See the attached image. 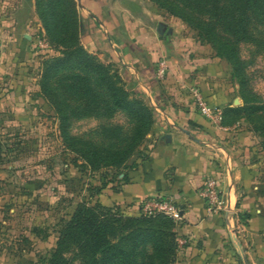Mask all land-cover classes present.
Here are the masks:
<instances>
[{
  "label": "rangeland",
  "instance_id": "obj_1",
  "mask_svg": "<svg viewBox=\"0 0 264 264\" xmlns=\"http://www.w3.org/2000/svg\"><path fill=\"white\" fill-rule=\"evenodd\" d=\"M48 1L44 0V3ZM73 2L81 32L77 44L72 30L58 34L54 24L49 28L45 26L41 18L44 4L39 7L37 0H0V19L4 24L16 15L15 8H19L18 12L23 11L20 18L29 23L27 32L31 35L27 52L22 53L21 66L14 67L13 75L18 78L15 83L6 72L12 64L2 63L3 71H0V264H44L43 261L56 249L61 230L77 207L84 203L102 204L108 191H117L126 182L122 176L147 158L149 135L157 126V104L142 89L129 86L122 73L117 49H113L107 40V33L111 34V30L116 31L118 27L125 30L127 22L136 26L140 23L151 25L156 29L162 22L177 27L181 36L195 40L203 54L214 61L210 68L216 89L226 97L223 110L245 108V102H250L238 121L231 116L228 125L217 127L242 134L246 143L259 152L261 159L254 157L250 165L258 170V194L264 213V16L251 11L233 15L228 11V0L217 3L206 0H104L101 8L92 6L99 23L91 24L88 37L83 34L81 0ZM178 10L191 20L186 21ZM46 16L51 17L49 10ZM208 27L222 41L238 46L247 79L246 91L233 76L231 62L209 40L208 36L213 35L207 32ZM38 42H43V46ZM78 48L106 68L115 81H120L118 85L127 92L130 102L152 109L150 131L123 165L101 163L91 166L79 151L91 148L104 156L114 155L132 142L137 123L127 111L114 105L99 75L78 61L51 70L55 61L67 58ZM49 72V94H46L44 78ZM18 83L23 93L29 90L25 95L33 103L28 108L22 103V100L26 101L25 96L18 102L22 106L11 109L10 93ZM193 88L189 87L187 92L195 104ZM182 89L177 87L179 91ZM250 106L261 109L250 111ZM222 196L226 201L223 193ZM110 209L116 213L120 208ZM229 217L231 223L235 220L237 233L240 231L238 225L247 224V213L235 211ZM177 242L179 250L171 264H180L179 251L183 246L178 237ZM65 257L72 264H85L76 247L70 248Z\"/></svg>",
  "mask_w": 264,
  "mask_h": 264
},
{
  "label": "crops",
  "instance_id": "obj_2",
  "mask_svg": "<svg viewBox=\"0 0 264 264\" xmlns=\"http://www.w3.org/2000/svg\"><path fill=\"white\" fill-rule=\"evenodd\" d=\"M102 1L81 0L83 34L88 37L91 24L99 23L92 6L101 8ZM18 11L15 8L16 15L6 24L0 19V71L2 63L12 64L6 72L13 83L17 78L13 75L14 67L21 66L22 53L27 52L31 41L29 23L22 21L23 11ZM168 26L173 29L168 41L158 34V29L142 23L136 26L127 22L125 30L118 27L107 33L110 46L117 49L123 76L131 88L142 89L155 101L158 119L156 129L149 135L147 158L123 175L127 181L119 190L108 191L101 202L137 216L147 198L174 200L183 211V220L177 223V236L187 242L179 251L180 264H264L259 174L250 165L254 157L261 156L246 143L245 136L220 129L192 103L189 87L199 88L210 104L222 109L226 97L216 89L210 68L212 58L203 54L195 40L181 36L177 27ZM163 58L171 70L166 81L161 82L157 70ZM19 84L10 93L11 109L22 106L18 102L25 96L27 102L22 103L26 108L33 103L25 95L29 90L23 93ZM177 87L183 89L179 91ZM209 177L218 180L225 196L221 211H210L201 196ZM235 211L247 213V224L238 225V233L235 220L231 223L229 217Z\"/></svg>",
  "mask_w": 264,
  "mask_h": 264
},
{
  "label": "trees",
  "instance_id": "obj_3",
  "mask_svg": "<svg viewBox=\"0 0 264 264\" xmlns=\"http://www.w3.org/2000/svg\"><path fill=\"white\" fill-rule=\"evenodd\" d=\"M206 1L217 3L220 0ZM227 3L228 11L233 15L239 12L251 11L254 14H259V16H264V0H228ZM43 4L44 6L41 7ZM37 5L42 9L41 18L47 28L54 24L55 30L59 32L58 34H62L67 29L72 30V37L77 44L81 32L77 8L73 0H49L47 4L44 3V0H37ZM47 10L50 11V19L46 16ZM178 11L186 21L191 20L183 15L181 10ZM206 30L210 35H213L207 36L215 49L231 62L233 76L239 80L243 91H246L247 79L238 46L222 41L210 27ZM72 61H78L86 69L97 73L99 79L107 86L114 105L127 111L137 123L136 135L124 150L111 156H104L95 149H79L82 158L87 164L95 167L101 163L107 165L125 164L134 154L142 137L150 131L153 125L152 109L140 103L130 102L127 92L118 85L120 81H115L114 76L106 68L97 64L89 54L80 48L69 53L67 58L55 61L51 70ZM49 75L50 72L44 78L46 94H49ZM166 79L167 77L161 82L166 81ZM248 105H250V102L246 101L245 108H227L223 110L224 119L222 124L228 125V118L231 116L238 121L240 113L248 109ZM254 107L250 106L249 110L257 111L261 109ZM63 121L66 120L63 119ZM176 226L174 221L162 214L145 216L140 213L133 216L125 214L120 209L115 213L110 207L100 203L94 206L84 203L77 207L71 219L64 225L56 249L51 257L43 262L44 264H72L65 257V254L70 248L76 247L85 264H171L174 262L179 250L178 236L175 232Z\"/></svg>",
  "mask_w": 264,
  "mask_h": 264
},
{
  "label": "built area",
  "instance_id": "obj_4",
  "mask_svg": "<svg viewBox=\"0 0 264 264\" xmlns=\"http://www.w3.org/2000/svg\"><path fill=\"white\" fill-rule=\"evenodd\" d=\"M39 46H43V42H38ZM46 47V46H45ZM169 73V65L165 58L161 59L158 63L157 78L164 80ZM192 95L195 105L199 109L202 116L207 120L220 126L223 122V109L219 106L212 105L204 96L201 90L197 87L192 89ZM202 198L207 202L210 211L217 212L224 208V197L220 192L219 182L217 179L209 177L205 180L201 190ZM141 213L145 216H155L162 214L170 218L176 224L183 220V211L178 204L172 200L163 197H151L144 200L141 204ZM181 246L187 242L179 240Z\"/></svg>",
  "mask_w": 264,
  "mask_h": 264
},
{
  "label": "water",
  "instance_id": "obj_5",
  "mask_svg": "<svg viewBox=\"0 0 264 264\" xmlns=\"http://www.w3.org/2000/svg\"><path fill=\"white\" fill-rule=\"evenodd\" d=\"M158 34L162 36L165 39V41H168L170 37L173 35V29L170 28L167 24L162 22L159 23L158 25ZM185 133L190 135L189 132H185ZM167 138L170 139V136H167Z\"/></svg>",
  "mask_w": 264,
  "mask_h": 264
}]
</instances>
